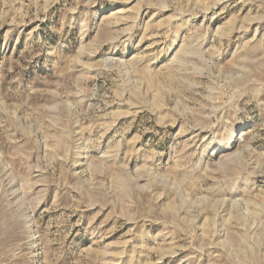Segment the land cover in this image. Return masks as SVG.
I'll list each match as a JSON object with an SVG mask.
<instances>
[{
	"label": "rangeland",
	"instance_id": "rangeland-1",
	"mask_svg": "<svg viewBox=\"0 0 264 264\" xmlns=\"http://www.w3.org/2000/svg\"><path fill=\"white\" fill-rule=\"evenodd\" d=\"M0 264H264V0H0Z\"/></svg>",
	"mask_w": 264,
	"mask_h": 264
}]
</instances>
